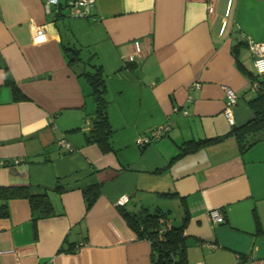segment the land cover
<instances>
[{
    "label": "crops",
    "instance_id": "1",
    "mask_svg": "<svg viewBox=\"0 0 264 264\" xmlns=\"http://www.w3.org/2000/svg\"><path fill=\"white\" fill-rule=\"evenodd\" d=\"M69 2L47 12L44 0H0V187L66 189L49 192L54 215L36 223L27 199L0 198V264H150L149 241L121 214L142 208L188 213L187 264H264V131L245 149L232 131L252 118L247 44H264V0H95L86 17ZM64 46L102 71L110 151L89 140L86 66L70 65ZM224 87L238 95L234 125ZM166 123L169 135L137 146ZM187 141L206 142L174 159ZM211 210L225 222L213 226Z\"/></svg>",
    "mask_w": 264,
    "mask_h": 264
},
{
    "label": "trees",
    "instance_id": "2",
    "mask_svg": "<svg viewBox=\"0 0 264 264\" xmlns=\"http://www.w3.org/2000/svg\"><path fill=\"white\" fill-rule=\"evenodd\" d=\"M64 51L70 65L82 63L86 66L82 70L81 76L85 77L90 88V95L95 102V113L92 118L91 133L89 140L95 141L103 151H110L109 136L111 133L108 118L106 100V85L102 71L99 66L91 63V59L84 61L81 57V51L74 46H64ZM132 67V64H127ZM251 83L258 86L257 94L251 96L248 100V107L252 112V118L243 126L234 128L232 131L236 134L240 148L245 149L254 144L252 138L255 133L264 131V76L258 74H249ZM16 94V88L13 83L8 82ZM251 139L247 140V135ZM206 141H187L179 149V153L174 158L195 151ZM63 193L66 189L59 184L54 188L47 189L42 186H13L0 187V198L11 200L16 198L27 199L31 212L32 220L36 223L41 218L54 215V209L49 198V192ZM86 204L90 206L100 193L97 184L89 185L82 188ZM123 218L127 225L136 234L138 238L149 241L152 249L150 264H187L184 256L186 236L184 230L188 222V213L183 216L178 225L170 223L169 213L160 209L150 211L148 208H142L137 213H127L121 210ZM8 211L6 206L0 207V217H6ZM70 251V250H68Z\"/></svg>",
    "mask_w": 264,
    "mask_h": 264
},
{
    "label": "built area",
    "instance_id": "3",
    "mask_svg": "<svg viewBox=\"0 0 264 264\" xmlns=\"http://www.w3.org/2000/svg\"><path fill=\"white\" fill-rule=\"evenodd\" d=\"M95 0H70L68 3V7L70 9V15L74 17H86L89 14L90 8L93 6ZM59 0H44V5L46 8V11H51V8L54 6H58ZM208 13L213 14L214 13V7L213 5H208L207 7ZM33 32L36 36H42L44 34V30L41 27H35L33 28ZM248 49L249 52L253 58L255 73L264 76V44L257 43L254 41L248 42ZM137 57L139 59L143 58V52L138 51ZM127 62L131 61V58H126ZM200 88V84L195 82L191 84L190 91H197ZM248 92L251 94V96L257 94L258 92V86L256 83H250V87L248 89ZM224 93H225V105L223 109V116L228 121L230 125H234V107L237 104L238 101V95L232 91L228 87H224ZM192 98H190L191 101ZM185 114V112H184ZM90 125V123H87ZM171 132V125L169 123L164 124L163 126L154 128L150 132H148L145 135L140 136L136 144L140 148H144L153 142L166 137ZM59 144L62 146L67 147L68 150H71V147L66 142L65 139H62L59 141ZM14 163H18V160H14ZM4 163L0 162V166H3ZM129 197L127 195H122L116 202V207H123L126 203H128ZM208 217L213 226H217L220 224H223L225 222L223 214L218 210H211L208 212ZM210 249H215V245H209Z\"/></svg>",
    "mask_w": 264,
    "mask_h": 264
},
{
    "label": "rangeland",
    "instance_id": "4",
    "mask_svg": "<svg viewBox=\"0 0 264 264\" xmlns=\"http://www.w3.org/2000/svg\"><path fill=\"white\" fill-rule=\"evenodd\" d=\"M93 118V117H92ZM170 216V223L173 225H178L180 223V219L178 218V211L172 210Z\"/></svg>",
    "mask_w": 264,
    "mask_h": 264
}]
</instances>
